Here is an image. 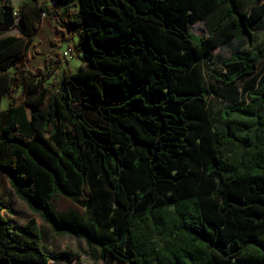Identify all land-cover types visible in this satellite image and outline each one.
I'll return each mask as SVG.
<instances>
[{
	"label": "trees",
	"instance_id": "1",
	"mask_svg": "<svg viewBox=\"0 0 264 264\" xmlns=\"http://www.w3.org/2000/svg\"><path fill=\"white\" fill-rule=\"evenodd\" d=\"M14 12L18 35L0 32V174L16 197L102 264H264V45L237 44L252 46L264 0H27ZM45 16L63 40L78 33L76 72L58 74L56 49L30 64ZM197 21L205 35L189 30ZM219 48L236 52L210 93L201 61ZM6 210L0 200V264H49L35 218L16 226Z\"/></svg>",
	"mask_w": 264,
	"mask_h": 264
},
{
	"label": "rangeland",
	"instance_id": "2",
	"mask_svg": "<svg viewBox=\"0 0 264 264\" xmlns=\"http://www.w3.org/2000/svg\"><path fill=\"white\" fill-rule=\"evenodd\" d=\"M14 5L19 3V0H12ZM73 11L78 10V6H73ZM46 22L44 26L36 33L33 41L36 43V49L38 50V54L30 57V64L36 66H44V56L52 55L53 49L58 50L60 53L67 50L70 46L73 50V53L63 57L62 62L58 68V74L62 72V70L66 69L70 72H76L81 63V57L84 56L81 52L75 51V46L79 41L78 33H74L71 40H63L61 37V32L56 29V27L50 28ZM256 29L253 30V40L252 46L247 43L245 39L239 40L237 44H239L238 51L245 53L251 50V47L264 45V20L255 24ZM189 30L198 35H205L206 28L204 21H197L196 25L191 24L189 26ZM16 28H11L8 32L5 33H15ZM52 39L57 40V45H52ZM233 44L236 42L233 41ZM235 51L229 50V48H219L215 49L208 57L203 58L201 61L203 71H204V79L205 84L210 91L212 92L213 87L217 86L219 82L212 78V73L221 69V60L229 57ZM264 72V59L260 61L257 68V73L261 74ZM250 78H247L248 81ZM245 81V83H246ZM52 82V78L49 79L48 83ZM208 93L209 98L212 96ZM7 103V97L4 98L2 102V106L5 107ZM0 200L3 202L4 206L9 209V211H3L4 215L11 219L16 226L23 225L28 218H35L38 228L39 234L41 237L42 247L43 245L49 253L54 256L49 262V264H102L101 262H95L90 259L87 255L86 247L84 241L78 237L69 236V235H57L55 234L50 226L45 223L38 214L30 211V209L26 206V204L16 197L13 190L11 189L7 178L0 174ZM65 249H70V251L77 253V256L74 260L69 261L66 255L61 254V251ZM45 250V249H44Z\"/></svg>",
	"mask_w": 264,
	"mask_h": 264
},
{
	"label": "water",
	"instance_id": "3",
	"mask_svg": "<svg viewBox=\"0 0 264 264\" xmlns=\"http://www.w3.org/2000/svg\"><path fill=\"white\" fill-rule=\"evenodd\" d=\"M1 10L0 32L5 33L15 25V12L11 5H3Z\"/></svg>",
	"mask_w": 264,
	"mask_h": 264
},
{
	"label": "crops",
	"instance_id": "4",
	"mask_svg": "<svg viewBox=\"0 0 264 264\" xmlns=\"http://www.w3.org/2000/svg\"><path fill=\"white\" fill-rule=\"evenodd\" d=\"M21 1H27V0H19V3H20ZM19 3H18V4H19ZM18 4H17V5H18ZM12 5H13V8L17 6V5H14L13 2H12ZM46 22H48L47 24H48V26H49L50 28L55 27V24H54L53 19H52L51 17H49V16H45V17L43 18V20H42V24H41V26H40V29L42 28V26H44V24H45ZM40 29H39V30H40ZM17 33H18V32L16 31L15 33H10V34L18 35ZM34 37H35V36H34ZM61 37H62V35H61ZM33 39H34V38H33ZM53 40L57 41L56 39H53ZM34 45H36V43L32 40L30 46H34ZM31 65H32V64H31ZM32 66L34 67V65H32ZM36 66H39V65H36ZM40 67H42V66H40Z\"/></svg>",
	"mask_w": 264,
	"mask_h": 264
},
{
	"label": "built area",
	"instance_id": "5",
	"mask_svg": "<svg viewBox=\"0 0 264 264\" xmlns=\"http://www.w3.org/2000/svg\"><path fill=\"white\" fill-rule=\"evenodd\" d=\"M70 51H71V49L68 48L67 50H65V51L63 52V54H64L65 56H67V55H69Z\"/></svg>",
	"mask_w": 264,
	"mask_h": 264
}]
</instances>
